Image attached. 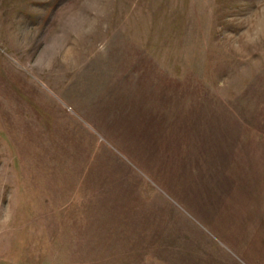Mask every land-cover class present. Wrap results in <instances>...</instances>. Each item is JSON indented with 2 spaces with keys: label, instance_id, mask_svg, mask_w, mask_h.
Returning <instances> with one entry per match:
<instances>
[{
  "label": "rangeland",
  "instance_id": "obj_1",
  "mask_svg": "<svg viewBox=\"0 0 264 264\" xmlns=\"http://www.w3.org/2000/svg\"><path fill=\"white\" fill-rule=\"evenodd\" d=\"M0 264H264V0H0Z\"/></svg>",
  "mask_w": 264,
  "mask_h": 264
},
{
  "label": "crops",
  "instance_id": "obj_2",
  "mask_svg": "<svg viewBox=\"0 0 264 264\" xmlns=\"http://www.w3.org/2000/svg\"><path fill=\"white\" fill-rule=\"evenodd\" d=\"M0 260H2V259H0Z\"/></svg>",
  "mask_w": 264,
  "mask_h": 264
}]
</instances>
